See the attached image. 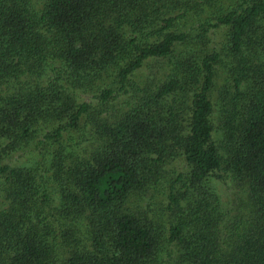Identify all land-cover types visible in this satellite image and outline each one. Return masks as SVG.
I'll list each match as a JSON object with an SVG mask.
<instances>
[{"label": "trees", "instance_id": "trees-1", "mask_svg": "<svg viewBox=\"0 0 264 264\" xmlns=\"http://www.w3.org/2000/svg\"><path fill=\"white\" fill-rule=\"evenodd\" d=\"M0 264H264V0H0Z\"/></svg>", "mask_w": 264, "mask_h": 264}, {"label": "rangeland", "instance_id": "rangeland-1", "mask_svg": "<svg viewBox=\"0 0 264 264\" xmlns=\"http://www.w3.org/2000/svg\"><path fill=\"white\" fill-rule=\"evenodd\" d=\"M82 100L86 101L88 103H91L93 106H96L98 104V101L95 98H93L91 96V94H87V93L82 94ZM220 135H221L220 128L217 126L215 129V132H214V136L216 139H218L220 137ZM14 161H15V163H18V161H24L25 162V159H20V157H19V160L15 159ZM20 163H18V164H20Z\"/></svg>", "mask_w": 264, "mask_h": 264}]
</instances>
